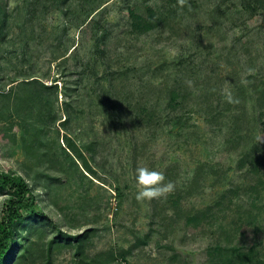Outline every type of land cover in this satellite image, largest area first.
Wrapping results in <instances>:
<instances>
[{
	"label": "rangeland",
	"instance_id": "1",
	"mask_svg": "<svg viewBox=\"0 0 264 264\" xmlns=\"http://www.w3.org/2000/svg\"><path fill=\"white\" fill-rule=\"evenodd\" d=\"M258 137L264 0H0V173L34 198L5 264H264Z\"/></svg>",
	"mask_w": 264,
	"mask_h": 264
},
{
	"label": "trees",
	"instance_id": "2",
	"mask_svg": "<svg viewBox=\"0 0 264 264\" xmlns=\"http://www.w3.org/2000/svg\"><path fill=\"white\" fill-rule=\"evenodd\" d=\"M141 7L142 6H133L129 9L130 18L132 19L134 26L145 24L147 21L144 14L143 16L139 15L144 11ZM98 10L99 9H97L94 13ZM146 13L149 12L145 10V14ZM92 15L84 24V29L93 25L94 16ZM38 84H40L39 80L33 79L28 82H23L22 85L29 88ZM0 189L5 190L10 195V199L4 209V218L0 223V264H5L12 258L13 253L16 252L14 247V241L16 239L14 225L21 217L24 216L22 213L24 205L23 199L27 195L29 200L33 202L34 198L28 184L24 179L18 176L0 173ZM43 217L45 216L43 215ZM81 239L82 237L80 235L72 237V240L77 242L78 245L82 244Z\"/></svg>",
	"mask_w": 264,
	"mask_h": 264
},
{
	"label": "clouds",
	"instance_id": "3",
	"mask_svg": "<svg viewBox=\"0 0 264 264\" xmlns=\"http://www.w3.org/2000/svg\"><path fill=\"white\" fill-rule=\"evenodd\" d=\"M179 3L183 6L186 0H179ZM225 100L228 103L238 102L231 94H227ZM257 139L258 142L264 143L259 137ZM134 180L137 188L135 199L140 202L166 198L175 190L174 182L167 181L162 171L147 166H138L135 169Z\"/></svg>",
	"mask_w": 264,
	"mask_h": 264
}]
</instances>
